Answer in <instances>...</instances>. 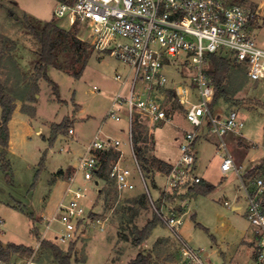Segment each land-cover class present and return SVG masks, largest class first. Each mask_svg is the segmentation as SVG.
<instances>
[{"label":"rangeland","instance_id":"374dc122","mask_svg":"<svg viewBox=\"0 0 264 264\" xmlns=\"http://www.w3.org/2000/svg\"><path fill=\"white\" fill-rule=\"evenodd\" d=\"M59 1L0 0V82L16 104L9 124L10 176L3 172L0 164V240L5 244L35 248L38 241L36 233L41 235L45 230L43 218H50L56 211L79 157L99 129L104 135L122 141L129 138V126L125 120L117 123L106 117L111 100L121 87L116 75L126 76L129 67L110 52L101 56L91 45V34L86 25L71 26L67 19H57L54 12ZM240 1L252 9L255 6ZM252 1L262 8L264 19V0ZM51 20H56L59 28L71 35H54L57 40L56 59L48 75L59 86L60 97L37 73L41 63V44L29 28L33 26L42 31L44 24ZM254 34L264 44V26ZM74 35L89 45L85 68L76 76L84 57L81 50L73 46ZM208 70H211L210 62ZM244 70L241 66L232 69L227 83L229 100L221 99L212 107L215 115L237 110L245 122L241 135L225 137L228 150L241 168L242 175L264 160V79L251 81ZM182 72L187 78L193 73L188 65L182 66ZM130 83L124 90L125 94ZM94 87L98 91H94ZM169 107L172 122L136 121L133 134L148 157L174 164L180 157V144L185 135L177 126L183 122L184 113L174 101ZM1 114L0 107V121ZM66 118L74 123L71 128H74L75 135L70 136L67 132L50 145L51 126ZM209 130L205 125V136L197 146V155L198 173L204 178L205 187L211 185V188L207 194L193 197H190L193 193L187 194V201L183 203L186 214L181 235L192 248L201 250L207 264H256L253 249L243 244L241 236L249 229V221L244 210H232L238 202L246 204L241 179L235 172L222 175L219 141ZM246 151L250 154L244 158ZM126 152L122 165L136 189L119 195L112 180L100 181L97 186L79 176L78 183L90 189L86 200L88 211L98 218L90 216L76 241L60 247L65 252L73 247L74 264H127L141 252L152 254V264H185L179 246L171 243L175 242L173 234L163 223L155 228L144 246L135 245L136 230L142 229L155 212L147 198L141 207L136 206L139 209L135 216L131 211L133 200L140 198L145 189L128 147ZM251 156L253 161L250 163ZM262 175L263 168L256 172L254 178ZM157 183L162 188L165 178L158 175ZM150 190L156 200L159 195L152 183ZM31 215L36 223L30 220ZM158 236L162 241H157ZM43 264L55 263L46 255Z\"/></svg>","mask_w":264,"mask_h":264},{"label":"built area","instance_id":"2783aa9c","mask_svg":"<svg viewBox=\"0 0 264 264\" xmlns=\"http://www.w3.org/2000/svg\"><path fill=\"white\" fill-rule=\"evenodd\" d=\"M260 10L252 9L237 0H60L55 8L57 19H67L71 26L88 27L92 47L104 56L110 52L129 67L126 76L116 75L120 90L113 96L106 117L129 126L127 141L104 135L99 129L85 152L79 157L74 173L56 211L50 218H43L44 233L38 239L32 256L0 264H41L36 260L44 241L61 246L75 242L90 218L86 200L90 189L78 183L79 176L97 186L101 180L104 153L116 152L117 160L109 172L119 195L136 188L122 162L126 148L131 151L137 171L144 186V193L155 214L167 226L180 248L185 264H207L201 250L192 248L181 235L184 215L168 214L156 205L162 194L174 196L181 190L189 191L202 181L197 174V142L204 134L203 128L217 136L218 152H222L220 170L224 175L235 172L241 179L246 194V218L255 228V263L264 264V175L247 183L240 167L229 152L225 137L241 135L245 122L237 110L215 115L212 106L215 85L209 75V55L223 54L245 69L254 82L264 79V48L254 36V23ZM192 69L187 78L182 66ZM127 94L124 90L128 84ZM94 91H98L94 87ZM175 102L184 113L190 126L180 144V157L165 174V184L156 200L150 190L151 172L144 170L136 154L134 123L147 120L155 124L171 121V103ZM75 135L74 128L68 131ZM226 206H230L225 202Z\"/></svg>","mask_w":264,"mask_h":264},{"label":"trees","instance_id":"16d2710c","mask_svg":"<svg viewBox=\"0 0 264 264\" xmlns=\"http://www.w3.org/2000/svg\"><path fill=\"white\" fill-rule=\"evenodd\" d=\"M33 34L37 37L41 44V63L37 68L38 75L45 79L53 88V91L57 97H60V90L59 86L49 77L48 72L50 68L54 65V61L56 59V49H57V40H55L54 35L55 33H61L70 35L68 32L62 31L56 20L48 21L44 24L42 31H39L33 26H29ZM71 36V35H70ZM73 46L76 47L78 50H81L84 60L81 66V69L75 73L74 76L80 75L86 65V55L88 51L89 45L82 43V41L77 38L76 35L73 37ZM209 62L211 63V70H209V75L211 76L214 85H215V98L213 106L221 99L229 100V88L227 86L228 77L231 74L232 69L235 67L240 68L239 65L234 64L232 59L223 54H211L209 55ZM244 69V68H243ZM245 71V70H244ZM212 106V107H213ZM0 107L2 108L1 114V121H0V146L2 147V151L0 153V164L3 172L10 176L11 165L8 159V149L10 144V129L9 123L12 120L13 113L16 109V104L7 92L4 85L0 82ZM74 125L73 122L69 118L64 119L61 123L53 124L51 126V133L48 139L50 145H53L55 140L60 135H65L71 126ZM134 143L136 146V154L141 162L144 170L149 172H160L163 174L170 173L172 166L163 160L156 158V157H148L147 151L143 146H138V139L134 137ZM118 154L116 152H109L104 153L101 158L102 168L98 172V177L103 181L111 180L109 177V172L112 168L113 163L117 160ZM45 155L42 159V163H44ZM264 169V160L262 164L255 166L254 168L250 169L244 175L245 182H252L255 178L254 175L256 172ZM211 187H205V183L202 180L199 184L194 186L192 189L189 190L190 193L195 194H207L210 191ZM145 195H141L140 198L133 200L134 205L132 206V213L135 216L138 209L136 208L137 205L139 207L145 203ZM175 197L169 195L165 196L162 194L161 199L158 201V207H161L164 201L173 202ZM92 218H98L96 214H90ZM30 220L33 223H36L35 218L33 215L30 216ZM159 217L154 213L153 218L142 228L137 229L135 234V245L137 247L144 246L147 241L152 236L155 228L161 224ZM42 235V234H41ZM41 235L36 233L37 239H40ZM72 251L73 247L69 249L68 252H65L63 248L60 246L52 243L51 241H44L42 244V248L38 253L37 261L41 264L44 263V256L48 255L53 263L55 264H74L72 261ZM34 252V247H29L25 245H17L14 243L5 244L3 241L0 240V262H8L11 261L13 258L14 260L17 259H28L32 256ZM17 258V259H16ZM153 263V256L150 253H139L134 259H132L127 264H152Z\"/></svg>","mask_w":264,"mask_h":264},{"label":"crops","instance_id":"0c3cea01","mask_svg":"<svg viewBox=\"0 0 264 264\" xmlns=\"http://www.w3.org/2000/svg\"><path fill=\"white\" fill-rule=\"evenodd\" d=\"M237 1H240V0H237ZM242 1H247L248 3H252L253 5H255V6H253L254 8L253 9H256V10H260L261 11V13H260V18L258 19V21L256 22V23H254V32L255 31H259L261 28H262V26H264V19L262 18V8L260 7V6H257V3L256 2H254V1H252V0H242ZM241 2V1H240ZM251 4V5H252ZM258 7V8H257ZM254 36H255V34H254ZM255 38H256V36H255ZM256 41H257V43L259 44V46H261L262 48H264V44L263 43H261V41L259 42L258 40H257V38H256ZM173 120V119H172ZM11 122V121H10ZM172 122V121H171ZM10 124V123H9ZM177 126L179 127V129H181V130H185V129H189L190 128V126L185 122V119H184V117H183V122H179V124H177ZM205 134V133H204ZM202 135V137H200L199 138V140H198V142H197V146H198V144L201 142V139L205 136V135ZM234 145V144H233ZM235 145H236V143H235ZM240 151H242V150H240ZM239 154H243L242 152H239ZM249 152L247 153V151H246V153L244 154V158L246 157V156H249ZM252 157L253 156H251V159H250V163L253 161V159H252ZM244 158H242L241 159V165H242V160L244 159ZM160 159V158H159ZM197 159H198V156H197ZM161 160H163V159H161ZM164 161V160H163ZM164 162H166V161H164ZM166 163H168V162H166ZM168 164H170V165H172V163H168ZM255 165H259V164H255ZM254 165V166H255ZM221 171V170H220ZM222 173V172H221ZM197 174H198V176H200L201 178H202V180L204 181V178L202 177V175H200L199 173H198V161H197ZM158 175H162L163 177L165 176V174H163V173H160V172H152L151 174H150V177H151V180L153 181V185H154V187L155 188H157L158 190L160 189V187L157 185L158 183H157V176ZM222 175H224L223 173H222ZM244 175L245 174H243V177L242 178H244ZM165 178V177H164ZM209 187H211V185H208ZM190 192L189 191H186V190H181L180 192H176L175 194H174V196L173 197H175V199H174V201L173 202H169V204L168 205H166L165 207H164V209L165 210H167V211H169V212H171L172 210H173V206H175V207H177V210H176V212L178 213V214H182V215H185L186 214V205H184L183 203H185V201H187V198L188 197H186L187 196V194H189ZM137 195V194H136ZM139 195V194H138ZM140 195H142V194H140ZM158 195H159V193H158ZM196 195H198V194H195V193H193L192 194V196H190V197H193V196H196ZM186 197V198H185ZM158 198H160L159 196H158ZM161 199V198H160ZM159 199V200H160ZM239 201V200H238ZM245 202H246V204L245 205H242V204H240L239 202H238V204H235V205H233L232 206V210L233 211H241V210H244V214H245V216H246V209H247V200H245ZM137 207H139V205H137ZM184 210V211H183ZM250 224V223H249ZM168 228V227H167ZM169 229V228H168ZM169 231H170V229H169ZM171 232V231H170ZM181 232V231H180ZM171 234H172V232H171ZM255 235H256V231H255V228L253 227V226H251V224H250V227H249V229H247L245 232H242L241 233V236H242V238H243V244H245V245H248V246H250L251 247V249H253L252 250V254L254 253L255 254ZM166 239V238H165ZM175 239V238H174ZM2 241V240H1ZM157 241H162V237H160V236H158L157 237ZM166 241H170V240H167L166 239ZM4 242V241H3ZM171 242V241H170ZM5 243V242H4ZM171 243H174V244H176V246H178V243H177V241L175 240V242H171ZM255 260V259H254Z\"/></svg>","mask_w":264,"mask_h":264}]
</instances>
